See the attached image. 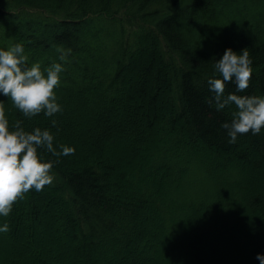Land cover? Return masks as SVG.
<instances>
[{
    "label": "trees",
    "instance_id": "1",
    "mask_svg": "<svg viewBox=\"0 0 264 264\" xmlns=\"http://www.w3.org/2000/svg\"><path fill=\"white\" fill-rule=\"evenodd\" d=\"M15 42L42 68L72 49L63 111L0 104L75 152L40 149L55 180L0 217V264H260L264 129L229 143L236 106L208 103V78L227 47H248L237 94L264 95V0H0V47Z\"/></svg>",
    "mask_w": 264,
    "mask_h": 264
},
{
    "label": "clouds",
    "instance_id": "2",
    "mask_svg": "<svg viewBox=\"0 0 264 264\" xmlns=\"http://www.w3.org/2000/svg\"><path fill=\"white\" fill-rule=\"evenodd\" d=\"M71 51V48L58 47L59 60L42 68L38 61L29 65L22 42H15L8 48L0 47V94L10 98L25 117L42 112L52 117L63 111L55 89L61 83V73L66 70ZM214 70L220 76L208 78V87L214 93L208 103L214 102L217 110L232 104L236 106L232 119L221 125L227 130L228 142L235 143L240 134L249 131L253 135L260 134L264 129V95L237 94L249 87L253 74L248 47L239 51L227 47L215 60ZM230 81L235 82L237 92L225 95L226 82ZM52 124H57L56 119ZM54 140L55 135L49 128L36 126L26 130L22 120L10 124L0 104V217L9 216L14 203L26 192L33 188L42 191L45 185L54 182V161L45 159L40 149L56 157L75 152L74 145H55ZM8 231L9 222H0V233ZM256 258L264 264V252H258Z\"/></svg>",
    "mask_w": 264,
    "mask_h": 264
}]
</instances>
